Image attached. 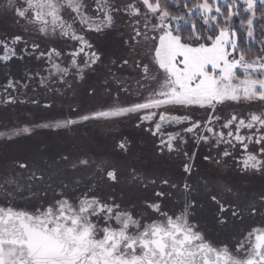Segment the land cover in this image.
<instances>
[{"label":"snow or ice","instance_id":"6c2138e0","mask_svg":"<svg viewBox=\"0 0 264 264\" xmlns=\"http://www.w3.org/2000/svg\"><path fill=\"white\" fill-rule=\"evenodd\" d=\"M0 12L20 30L0 38V104L26 102L19 95L37 78L49 91L73 89L104 63L87 34H104L118 20L127 18L131 39L148 48L134 61L138 100L120 102L118 93L103 109L70 105L69 115L0 131V140L135 116L136 127L158 138L161 154L184 157L178 181L129 174L150 214L116 194L120 173L102 157L41 141L25 157L0 160V264H264V187L249 190L225 175L193 181L196 152L181 148L192 135L209 147L203 160L232 161L242 177H264V0H5ZM44 41L75 43L66 50ZM25 59L40 67L17 79L10 63ZM234 104L255 110L224 116L223 107ZM117 147L126 153L129 143ZM173 200L177 210L167 207ZM257 218L261 226L236 234ZM226 229L235 243L213 234Z\"/></svg>","mask_w":264,"mask_h":264},{"label":"flooded vegetation","instance_id":"af4514ba","mask_svg":"<svg viewBox=\"0 0 264 264\" xmlns=\"http://www.w3.org/2000/svg\"><path fill=\"white\" fill-rule=\"evenodd\" d=\"M4 2L5 0H0V3ZM128 24L129 21L125 18L118 20L116 26L106 30L104 34H87V38L105 52L104 63L95 66L96 70L89 73L83 81L77 79L73 82L72 77H69V81L73 82V89L65 90L63 93L49 91L39 85V78H37L29 89L22 90L25 94H18L19 99L26 102H17L12 105L0 104V131L17 126L42 124L53 117L67 116L70 105L83 111L103 109L116 102L118 93L120 102L138 100L140 97L137 94V81L140 79V70L136 68L134 61L138 57H145L148 48L142 40L136 44L131 39L133 33ZM19 31L11 16L0 12V38L6 34H18ZM33 38L35 37H29V40ZM43 43L46 46L64 47L66 50H71L75 42L44 41ZM124 59H128L129 63L125 65ZM39 67L40 65L35 60L25 59L22 62H11L8 71L19 79L26 70H36ZM4 83L5 76L0 73V84ZM90 86L95 87V92H92ZM122 88H127L128 91L124 92ZM30 98L37 99L39 104L27 102ZM45 104H52L54 107L45 109L43 107ZM250 110L255 109H249L247 104H234L223 107L222 113L228 116L234 112L243 114ZM197 115H203V113L198 112ZM136 123V117L133 116L117 118L114 121L86 122L83 125L74 126L73 130L65 129L57 132L36 128L31 137H16L12 141L0 140V160L25 157L41 141L49 143L53 150L71 149L74 152H86L96 159L102 157L114 164L120 173L121 183L116 186V194L126 202L132 201L128 204L129 208H132L134 204V210L137 213H145L142 197L146 193L137 191L136 186L130 183L131 171L136 169L138 173L147 175L153 173L168 175L178 181L181 179V162L184 157L182 153L175 152L161 154L156 148L159 143L158 138L147 133L144 127H136ZM173 129L179 130V126L169 128V130ZM187 139L188 143L182 144L181 148L189 153L196 152L195 164L198 171L194 170L193 181H199L205 176L225 175L249 190L264 187V177L259 175L242 177L231 167L232 161H229V166H217L203 160V156L209 154V147L205 144L197 145L196 138L192 135H189ZM120 140H127L129 143V150L126 153L121 152L117 147ZM211 154L215 155V150H212ZM236 155L238 157L243 155L239 147ZM175 204H179V201L173 200L167 207L177 210L173 208ZM258 226H261L259 218L255 221L245 220L244 223L238 225L236 234ZM213 234L218 240L235 243V234L231 229L217 230Z\"/></svg>","mask_w":264,"mask_h":264},{"label":"trees","instance_id":"16d2710c","mask_svg":"<svg viewBox=\"0 0 264 264\" xmlns=\"http://www.w3.org/2000/svg\"><path fill=\"white\" fill-rule=\"evenodd\" d=\"M255 53H253V55H254Z\"/></svg>","mask_w":264,"mask_h":264}]
</instances>
